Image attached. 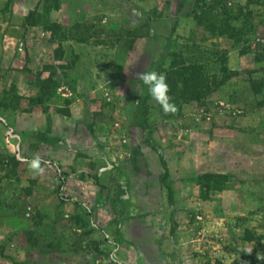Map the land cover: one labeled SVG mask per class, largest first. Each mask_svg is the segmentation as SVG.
<instances>
[{
	"label": "rangeland",
	"instance_id": "1",
	"mask_svg": "<svg viewBox=\"0 0 264 264\" xmlns=\"http://www.w3.org/2000/svg\"><path fill=\"white\" fill-rule=\"evenodd\" d=\"M0 264H264V0H0Z\"/></svg>",
	"mask_w": 264,
	"mask_h": 264
},
{
	"label": "clouds",
	"instance_id": "2",
	"mask_svg": "<svg viewBox=\"0 0 264 264\" xmlns=\"http://www.w3.org/2000/svg\"><path fill=\"white\" fill-rule=\"evenodd\" d=\"M141 78L144 80L145 83L149 84V92L153 93V87L151 84L152 79H159L163 81L164 77L161 74H158L154 71L146 72L141 74ZM154 95V93H153Z\"/></svg>",
	"mask_w": 264,
	"mask_h": 264
}]
</instances>
